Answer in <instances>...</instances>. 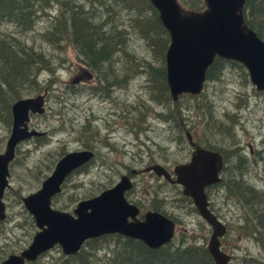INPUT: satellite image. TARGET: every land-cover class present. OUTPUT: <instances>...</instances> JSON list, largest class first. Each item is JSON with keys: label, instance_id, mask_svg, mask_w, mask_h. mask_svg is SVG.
<instances>
[{"label": "rangeland", "instance_id": "1", "mask_svg": "<svg viewBox=\"0 0 264 264\" xmlns=\"http://www.w3.org/2000/svg\"><path fill=\"white\" fill-rule=\"evenodd\" d=\"M31 2L38 3L33 9L39 10L34 26L25 27L23 34L17 31L15 25L1 23L0 36L6 34L7 37L21 38L13 43L16 51H20L22 47L25 51L24 49L33 46L43 50L36 53L46 54V57L41 54L42 63L36 62L32 67L33 71L38 70L36 77L39 85L33 90L40 91L29 94L47 96L45 113L31 114L29 120L31 129L45 134L19 143L16 159L10 163L9 186L3 196L6 217L0 221L2 254L18 253L27 246L36 227L31 226L32 217L25 209L22 199L39 188L41 181L53 168L51 166L48 170L49 166L64 153L86 147H92L96 152L94 160L70 175L61 192L53 199L55 208L72 212L79 200L98 194L104 187L112 186L120 175L128 173L130 169L140 170L149 164L159 163L172 172L175 164L189 160L192 151L184 137V131H179L177 125L163 119L168 113L173 118L177 107L172 100L168 105L160 102L165 101V96L148 73L151 68L149 64L157 61V58L146 51L144 42L131 40L123 53L112 54L107 62L101 64L105 66L112 63L111 67L94 70L99 82L94 77L89 86L81 87L83 85L80 83L84 80L79 83H72V80L80 69H88L83 59L84 54L79 51L82 47L78 42H71V26L61 25L62 22L50 25L49 22L56 16L60 18L62 6L56 0H50L46 5L44 0ZM79 3L81 2H77ZM94 8L101 10L96 5ZM109 8L113 16L129 19L140 15L139 11H123L125 8L115 3ZM76 11L77 7L70 6L66 14L71 15ZM117 23L121 27L127 25L120 18ZM48 25L51 26L53 44L50 39L43 41V37L38 42L42 30ZM60 25L63 26L62 30ZM61 34L70 39H63L62 42L65 43L57 48L55 42L62 38ZM1 64L2 61L0 66ZM118 70L127 76L121 79ZM3 84L0 78L4 99L8 86ZM28 86L32 87L31 84ZM90 87L100 88L101 92H92ZM203 92L207 96L203 100L212 104L214 115L228 118L226 114H231V119L237 118L236 124L232 130L227 131L228 134L218 132L215 126H204L201 123V109L194 110V106H201L200 99L193 100L183 95L177 103L186 128L190 129L198 144L207 140L214 146L226 149V152H232L236 146L240 147L239 153L242 152L239 158L236 154L231 156L227 164L230 176L241 170L237 168V160L242 163V181L245 184L240 199L228 196L226 187L223 186L213 185L207 190L212 210L227 226V233L221 239L222 248L226 252H232L237 259L235 264H258L260 260L263 262L259 264H264V230L257 228V222L253 219V215L261 213L262 216L264 212V91H257L249 78L246 81L238 66L227 65L219 78L205 82ZM5 105L6 102H2L0 98V152L5 148L13 123L12 115L11 123H8L9 110ZM250 149L260 152L252 155ZM132 180L134 187L126 194L130 202L147 211L153 210V204L159 202L160 210L173 215L176 221L178 233L175 241L190 235L189 241L207 245L212 229L201 218L193 201L189 204L183 199L180 186L169 184L149 172L133 175ZM249 187L254 190L253 194L246 193L245 190ZM247 209L252 211L251 219H245ZM82 248L90 254L89 258L92 254L97 258L103 255V251L94 253L89 245L84 244ZM60 254H63L60 247L55 246L40 256L41 262L60 264ZM87 261L91 264L88 259Z\"/></svg>", "mask_w": 264, "mask_h": 264}, {"label": "water", "instance_id": "2", "mask_svg": "<svg viewBox=\"0 0 264 264\" xmlns=\"http://www.w3.org/2000/svg\"><path fill=\"white\" fill-rule=\"evenodd\" d=\"M150 2L170 35L165 66L166 81L174 101L182 94L197 95L202 91L207 70L215 57L242 64L250 82L257 90H264V40L244 21L246 0H204L205 8L201 11L185 9L177 0ZM90 77V73L84 70L76 80ZM44 110L43 94L20 98L12 105V129L4 150L0 152V220L6 216L3 195L16 145L27 137L45 133L29 130L28 113L40 114ZM185 134L193 147L191 157L173 167L174 177L158 163L141 171H153L182 187V193L192 199L199 215L212 229L207 249L215 264H227L229 255L221 249L220 241L226 234V225L209 209L206 195L208 186L222 180L223 156L217 150L197 144L187 129ZM93 156L90 150L67 152L58 159L40 187L23 197L37 231L24 249L9 254L0 264L35 261L55 245H59L64 254H75L87 239L109 233L138 239L151 249H158L174 238L175 223L166 215L148 210L142 219L138 218L139 207L125 197V192L133 187L126 174L99 194L80 200L73 213L52 207L51 199L61 191L66 177ZM136 172L135 169L130 171L131 174Z\"/></svg>", "mask_w": 264, "mask_h": 264}, {"label": "trees", "instance_id": "3", "mask_svg": "<svg viewBox=\"0 0 264 264\" xmlns=\"http://www.w3.org/2000/svg\"><path fill=\"white\" fill-rule=\"evenodd\" d=\"M56 1L62 6V12L59 16L60 18H57L58 16H56L53 21H49L50 25H55L62 22L61 25L68 24L71 26V29H73L71 42H78V44L82 47L79 48L80 50H78L84 54L85 57L83 56V59L86 62L85 65L98 82V75L94 70L99 67H111L112 63L105 66L101 64L103 62H107V60L111 58L112 54L115 55L117 53H123L122 51L126 50L127 43H130L131 40L137 39L139 42H144L146 51H149L151 55L156 56L157 61H151L149 64L151 65V68L148 72L150 75L149 77L155 81L156 85L161 91V94L165 96V101H161L167 105L170 103L171 98L165 77V54L170 43V36L165 27L162 25L158 17V12L151 4L150 0ZM178 1L183 7L190 10L198 11L204 9L205 7L204 0ZM49 2L50 0H44V5L48 4ZM77 2L81 3L77 4ZM114 3L125 8L123 11H139L140 15L137 18L129 19L118 15L113 16L109 7H112ZM36 4L38 3H32L31 0H0V24L8 23L15 25L18 32H23L24 28L29 25H32L33 27L34 23L37 21L35 16L39 12L38 9H33ZM95 5L101 8L100 11L102 12L95 9ZM70 6L77 7L78 11L72 12L71 15L66 14V10H68ZM243 16L248 27L254 30L257 35L264 40V0H246L243 7ZM117 17L123 20L127 25L121 27V24L117 23ZM126 20H128V23ZM50 25L46 26L45 30H42V34L38 37V42L39 38L43 37V41L50 39L52 42L51 44H53L54 41L51 40L52 37L50 34ZM61 25L60 30L63 28ZM61 37L62 38L55 42V46L57 48H61V45L65 43L62 42L63 39H70L69 37L63 36V34H61ZM23 39L25 42H27L26 38L23 37ZM20 40L21 38L19 37H7L6 34L0 36V62H3V64L0 66V78H2V81L5 84L3 85L8 86L6 90L7 94L4 99L2 97L4 94L3 89H0V98L2 102H6L5 108L9 110L8 123H11L10 118L12 115V102L24 96H28L31 93L40 91L33 90L34 87H39V85L37 84L36 77L38 70L35 72L33 71L32 67L34 66V63L36 64V62L42 63V55L46 57L44 52L36 53L38 50H42L41 47H36L35 49L33 46H27L29 48L24 49L25 51H23V47L21 49L19 48L20 51H16L14 49L15 45L13 43ZM65 48L66 45L64 44V49ZM227 65L238 66L241 69V72H243L245 80L247 81L248 73L240 63L216 57L207 70L206 83L210 80L219 78L224 67ZM39 68L40 67H38V69ZM118 72L121 75V79H124L123 76H127V74L122 75L123 71L121 70H118ZM28 84H31L33 88L29 87ZM27 86L30 90L27 88ZM184 96H188L193 100L200 99L201 106H194V110L201 109V123H203L204 126H215L217 131L222 134H228L227 131L233 129L237 118L231 119V114H226L228 118L214 115L212 104L208 103L207 100H203L207 99L205 92L202 91L199 95L195 96L190 94H184ZM181 97H183V95ZM173 104L177 107L176 111L173 112V118L168 113L166 116H163V119L165 118L164 121L173 122L174 125H177L179 131H184L183 134L186 138V124L183 122L182 114H180L181 108H178L180 107L178 106V103L174 102ZM215 117L219 119H216ZM188 130L190 131L189 128ZM200 145L219 151L224 158L225 166L222 170V181L218 184H215L214 186L217 185L223 186L224 188L226 187L228 196L237 198V200L240 199L241 195H243V184H245L242 181V163L237 160V168H241L238 173H234L232 175L230 174V176L227 173V164L229 158L235 154L239 158V156L242 154L241 150V154L239 153L240 147L238 148V146H236L232 152H226V149L214 146L207 140L205 142H201ZM53 165L54 163L49 166L48 170ZM105 188L107 187H104V189ZM245 191L246 193L251 194L254 192V190H252L250 187ZM183 199L187 200L189 204H192V200L190 198L184 196ZM160 207L161 204L159 202L158 204H153V210L160 211L164 213V215L174 219L173 215L165 213L164 210H160ZM194 210H196L195 207ZM250 212H252L251 209H247L245 211V219H251ZM253 216V219L257 222V228L264 230V212L262 216L261 213ZM31 226H35L33 219L31 221ZM176 236L171 242L163 245L162 247L158 249H151L140 240L124 237L119 234H106L96 238H91L85 242L86 245H89L91 250H94V253L97 254L98 251H103L101 258H97L95 254H92L91 258H89L90 254H87L84 252L83 248H81L79 253L73 256H65L60 254V264H89L87 259L91 262V264H215L214 259L210 255L205 244L189 241L188 238L190 235L184 236L178 241H175ZM191 239H193V237ZM7 255V253H0V262ZM260 261L263 262L262 260ZM261 262L257 263L259 264ZM26 264L43 263L41 262L40 257L39 259Z\"/></svg>", "mask_w": 264, "mask_h": 264}, {"label": "bare ground", "instance_id": "4", "mask_svg": "<svg viewBox=\"0 0 264 264\" xmlns=\"http://www.w3.org/2000/svg\"><path fill=\"white\" fill-rule=\"evenodd\" d=\"M246 23V22H245ZM257 34V33H256ZM262 39V38H261ZM263 40V39H262ZM144 58V57H143ZM145 71V70H144ZM140 72V71H139ZM111 76V75H110ZM79 76H76L75 78H73V80H72V83H79L81 80H83V79H78V80H76V78H78ZM129 77V76H128ZM110 80V79H109ZM116 80V79H115ZM148 80V79H147ZM125 81V80H124ZM113 90V89H112ZM107 92V91H106ZM111 93V92H110ZM44 95V101H45V103H46V94H43ZM111 95V94H110ZM23 98V97H22ZM18 100V99H17ZM17 100H15L13 103H15ZM162 102V101H161ZM13 105V104H12ZM11 112H12V107H11ZM45 113V110H44V112L42 113V114H44ZM31 114H34V112H32V111H29V113H28V116H29V118H31ZM165 119V118H164ZM12 121H13V115H12ZM28 125H29V122H28ZM86 126V125H85ZM29 130H33V129H31L30 128V126H29ZM34 130H36V129H34ZM37 132H41V131H38V130H36ZM210 132V131H209ZM45 134V133H44ZM33 136H36V135H32V136H30V137H27L26 139H28V138H31V137H33ZM37 136H40V135H37ZM90 138V137H89ZM25 139V140H26ZM24 141V140H23ZM21 143V142H20ZM18 146H19V144H17L16 145V147H15V150H14V157H13V159H12V161L10 162V163H12L15 159H16V153H17V148H18ZM9 166H10V164H9ZM73 172H75V170H73ZM123 175V174H122ZM9 176H10V172H9ZM214 185V184H213ZM213 185H210V186H213ZM9 186V185H8ZM206 195H207V199H208V194H207V189H206ZM25 197V196H24ZM4 201V200H3ZM208 202H209V209L219 218V216L212 210V207H211V204H210V201H209V199H208ZM4 204H5V202H4ZM246 208V207H245ZM5 209H6V205H5ZM6 217V216H5ZM5 219V218H4ZM4 219H2V220H0V221H3ZM220 219V218H219ZM221 220V219H220ZM222 221V220H221ZM174 222V221H173ZM31 224V223H30ZM175 226H176V223H175ZM225 253H227L229 256H230V254L228 253V252H226V251H224Z\"/></svg>", "mask_w": 264, "mask_h": 264}, {"label": "flooded vegetation", "instance_id": "5", "mask_svg": "<svg viewBox=\"0 0 264 264\" xmlns=\"http://www.w3.org/2000/svg\"><path fill=\"white\" fill-rule=\"evenodd\" d=\"M92 79H85L83 82H81L80 83V85H83V86H81V87H87V86H89V82L91 81ZM90 89H92V92L94 91V92H97V91H100L101 92V89L100 88H93V87H90ZM86 149H89V150H92L93 152H94V154H96V152L92 149V147H86ZM86 149H84V150H86ZM258 152H260V151H254V150H252V149H250V153L252 154V155H254V154H257ZM254 157V156H253ZM94 158H95V156H94ZM132 169H130V171H131ZM140 209V214H139V216H138V218H140V219H142L143 218V215H141L142 213H145L147 210H143L141 207L139 208ZM155 211H157V210H155ZM158 212H160V211H158ZM160 213H162V212H160ZM162 214H164V213H162ZM168 217V216H167ZM170 218V217H169ZM172 221H174V223H176V221L173 219V218H170ZM176 227H177V225H176ZM229 254H230V256H229V259H228V262H227V264H235V260H236V262H237V259L233 256V254H232V252H228Z\"/></svg>", "mask_w": 264, "mask_h": 264}]
</instances>
